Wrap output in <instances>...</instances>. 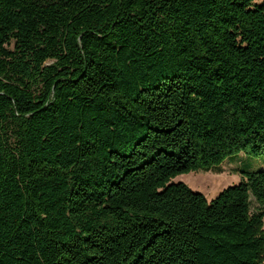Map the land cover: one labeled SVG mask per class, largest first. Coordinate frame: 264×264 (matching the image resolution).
Returning <instances> with one entry per match:
<instances>
[{
	"label": "trees",
	"instance_id": "obj_1",
	"mask_svg": "<svg viewBox=\"0 0 264 264\" xmlns=\"http://www.w3.org/2000/svg\"><path fill=\"white\" fill-rule=\"evenodd\" d=\"M264 3L0 0V264H263Z\"/></svg>",
	"mask_w": 264,
	"mask_h": 264
},
{
	"label": "rangeland",
	"instance_id": "obj_2",
	"mask_svg": "<svg viewBox=\"0 0 264 264\" xmlns=\"http://www.w3.org/2000/svg\"><path fill=\"white\" fill-rule=\"evenodd\" d=\"M263 3L264 0H253V5ZM245 163L253 171L264 170V158L247 159L243 154H240L210 171L180 175L173 179L172 183H183L193 192L202 194L208 202H211L224 189L240 182L238 169Z\"/></svg>",
	"mask_w": 264,
	"mask_h": 264
}]
</instances>
